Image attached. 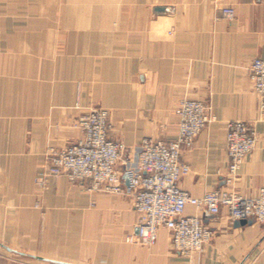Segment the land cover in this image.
I'll list each match as a JSON object with an SVG mask.
<instances>
[{
	"label": "crops",
	"instance_id": "obj_1",
	"mask_svg": "<svg viewBox=\"0 0 264 264\" xmlns=\"http://www.w3.org/2000/svg\"><path fill=\"white\" fill-rule=\"evenodd\" d=\"M229 6L233 20L223 17ZM257 58L264 0H0V264H264V226H236L226 209L206 218L212 241L183 256L164 228L154 246L127 240L138 221L130 195L94 193L64 175L39 181L47 151L82 138L77 121L90 109L109 110L110 137L136 161L145 137L174 139L177 106L198 99L213 121L183 152L190 172L180 187L193 197L257 196L264 112L249 78ZM237 120L258 141L228 184L227 124Z\"/></svg>",
	"mask_w": 264,
	"mask_h": 264
},
{
	"label": "built area",
	"instance_id": "obj_2",
	"mask_svg": "<svg viewBox=\"0 0 264 264\" xmlns=\"http://www.w3.org/2000/svg\"><path fill=\"white\" fill-rule=\"evenodd\" d=\"M235 16L233 7L223 8L225 19L233 20ZM249 78L264 109V58L254 61ZM176 113L179 116L177 138L163 141L146 137L138 147L136 161H131L125 157L126 146L109 136V112L91 110L79 122L83 137L60 151L49 153L50 166L39 181L44 186L49 176L64 175L71 182H88L89 191L94 193L131 195L138 214V233L127 240L154 246L160 229L164 228L171 234L174 250L184 256L202 251L214 236L201 217L186 213L188 206L215 215L226 209L231 221L252 220L264 226V187L255 197L225 189L193 197L180 187V181L190 172V166L182 160L183 148L193 146L198 135L213 121V115L210 106L190 99L182 100ZM257 141L258 134L250 125L243 121L228 123L226 183L237 176Z\"/></svg>",
	"mask_w": 264,
	"mask_h": 264
},
{
	"label": "rangeland",
	"instance_id": "obj_3",
	"mask_svg": "<svg viewBox=\"0 0 264 264\" xmlns=\"http://www.w3.org/2000/svg\"><path fill=\"white\" fill-rule=\"evenodd\" d=\"M235 13H236V11H235ZM236 17V16H235ZM258 59V58H257ZM256 60V59H255ZM254 60V61H255ZM254 63V62H253ZM252 63V64H253ZM252 66V65H251ZM190 100H198V99H190ZM198 101H201V100H198ZM181 102V101H180ZM202 103H204V104H206L205 102H203V101H201ZM180 104V103H179ZM207 105V104H206ZM208 106H210V105H208ZM178 107V106H177ZM211 107V106H210ZM261 107V106H260ZM94 109H104V108H101V107H95V108H93V109H90L89 111H87V112H85L84 114H82V116L81 117H79V119H78V121H77V123H78V125H79V127L81 128V126H80V124H79V122H80V119L82 118V117H84L85 115H87L91 110H94ZM177 109V108H176ZM107 110V109H106ZM262 112H264V109H260ZM108 112H109V110H107ZM211 112H212V109H211ZM175 113H176V110H175ZM176 115L178 116V114L176 113ZM213 115V114H212ZM179 117V116H178ZM109 121H110V112H109ZM237 121H239V120H237ZM231 122H233V121H231ZM243 122H245V121H243ZM179 123V122H178ZM230 123V122H229ZM246 124H248V125H250L252 128H254L250 123H247V122H245ZM110 124H111V121H110ZM209 126V125H208ZM207 126V127H208ZM227 126H228V124H227ZM206 127V128H207ZM205 128V129H206ZM204 129V130H205ZM203 130V131H204ZM110 131H111V128H110ZM82 134H83V131H82ZM178 134V133H177ZM109 136H110V132H109ZM199 136V135H198ZM83 137V136H82ZM111 138V137H110ZM146 138V137H145ZM177 138V135H176V137L174 138V139H176ZM81 139V138H80ZM79 139V140H80ZM112 139V138H111ZM174 139H170V140H174ZM197 139V138H196ZM196 139H195V141H196ZM112 140H114V139H112ZM157 140H162V139H157ZM169 140V141H170ZM78 141V140H77ZM76 141V142H77ZM114 141H118V140H114ZM163 141H168V140H163ZM195 141H194V143H195ZM119 142H121V141H119ZM73 143H75V142H73ZM122 143V142H121ZM72 144V143H71ZM124 144V143H123ZM141 144V143H140ZM70 145V144H69ZM69 145H67V146H69ZM194 145V144H193ZM66 146V147H67ZM140 146V145H139ZM65 147V148H66ZM193 147V146H192ZM192 147L191 148H183V152L185 151V150H190V149H192ZM226 147H227V152H228V145H227V142H226ZM64 149V148H63ZM60 150H62V149H57V148H50L48 151H47V153H53V152H55V151H60ZM125 153H128V151H127V149H126V151H125ZM252 153V152H251ZM46 172V171H45ZM44 172V173H45ZM41 176V175H40ZM128 187V186H127ZM115 195H120V194H115ZM121 196H126V195H121ZM131 196V195H130ZM132 197V196H131ZM134 202V201H133ZM235 222V221H234ZM263 226V225H262ZM213 231V230H212ZM181 255V254H180ZM184 256V255H183Z\"/></svg>",
	"mask_w": 264,
	"mask_h": 264
},
{
	"label": "water",
	"instance_id": "obj_4",
	"mask_svg": "<svg viewBox=\"0 0 264 264\" xmlns=\"http://www.w3.org/2000/svg\"><path fill=\"white\" fill-rule=\"evenodd\" d=\"M124 181H125V185H126V186H129V181H128V178H127L126 176L124 177ZM214 216H217V215L212 214V213H210V212H208V211L205 210V215H204V217L202 218V220H203L204 223H206V218H208V217H214ZM247 223L251 224L252 221H251V220H240V221L238 220V221H235V222H234V224H235L236 226L245 225V224H247ZM136 233H138V229H136Z\"/></svg>",
	"mask_w": 264,
	"mask_h": 264
}]
</instances>
